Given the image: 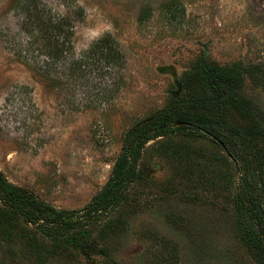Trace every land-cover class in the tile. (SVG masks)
<instances>
[{
  "label": "rangeland",
  "instance_id": "1",
  "mask_svg": "<svg viewBox=\"0 0 264 264\" xmlns=\"http://www.w3.org/2000/svg\"><path fill=\"white\" fill-rule=\"evenodd\" d=\"M16 1L0 0V172L58 210L82 209L102 189L127 133L179 96L185 71L202 63L214 75L264 68V0H41L49 15L68 22L59 39H69L56 62L28 50V11ZM104 35L123 54L118 66L90 57ZM83 56L89 57L83 69L70 66ZM240 92L264 109L260 88L245 80ZM226 118L242 124L232 110ZM186 144L206 157L224 155L207 138L149 141L138 165L144 180L101 223L85 228L95 243L90 254L59 247L67 233L58 231L40 236L45 255L54 254L45 264H157L159 238L177 243L180 264H258L235 231L231 197L239 176L225 187L219 172L235 170L215 161L206 169L215 179L210 187L196 174L179 178L175 171L204 165L170 155ZM187 185L196 202L182 197ZM167 216L185 220L174 227ZM109 219L112 227L103 228ZM11 249L14 254L7 247L1 253L8 264H39L18 243Z\"/></svg>",
  "mask_w": 264,
  "mask_h": 264
},
{
  "label": "trees",
  "instance_id": "2",
  "mask_svg": "<svg viewBox=\"0 0 264 264\" xmlns=\"http://www.w3.org/2000/svg\"><path fill=\"white\" fill-rule=\"evenodd\" d=\"M19 3L28 11V50L38 51L47 60L59 61L67 43L65 40L69 39L65 34L60 41L59 36L65 32L64 27L68 22L49 15L47 5L41 0H17V7ZM89 53L90 57L99 55L98 63L104 60L110 67L120 65L123 56L110 35L100 37ZM88 58H72L69 64L78 70L83 69L82 66L88 64ZM207 67L208 63H202L185 71L179 79V96L159 114L130 129L107 182L84 208L58 210L28 190L9 183L0 172V264H8L1 256L4 247L14 254L11 248L15 243L23 247L27 256L29 252L39 264H45L54 254L49 250L45 255V241L41 237L54 238L58 231L67 233L64 241L60 240L62 243L57 244L59 247L75 248L86 255L90 254L95 243L89 240L90 234L85 228L101 223L106 215L126 200L128 189L144 180L138 165L145 145L151 140L172 136L211 139L224 153L206 157L186 144L183 148L175 146L169 154L192 166L196 161L201 163L202 159L204 165L198 170L187 168L185 171H175V174L187 180L196 174L199 176L197 179L208 187L215 181L206 176L209 164L219 161L220 166H233L235 171L232 175L219 173L225 187L236 175L239 176L237 192L231 197L238 214L234 222L235 231L246 252L258 264H264V109L240 92L245 80L264 92V68L262 65H250L241 71L229 72L224 69L214 75ZM205 89L209 95L204 93ZM230 110L242 119V124L227 121ZM188 186H182L185 189L180 190L182 197L186 201L196 202L199 196L195 194L192 197L187 193ZM166 218L174 227H179L185 220L183 216ZM111 222L112 219H109L103 228H109ZM159 240L157 264H180L177 243L171 239ZM101 251L108 255L105 250Z\"/></svg>",
  "mask_w": 264,
  "mask_h": 264
}]
</instances>
